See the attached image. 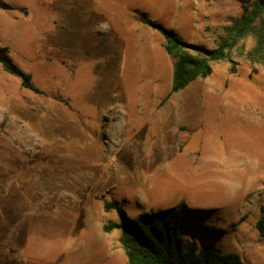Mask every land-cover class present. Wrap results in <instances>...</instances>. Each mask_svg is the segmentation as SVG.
Listing matches in <instances>:
<instances>
[{
	"label": "rangeland",
	"instance_id": "obj_1",
	"mask_svg": "<svg viewBox=\"0 0 264 264\" xmlns=\"http://www.w3.org/2000/svg\"><path fill=\"white\" fill-rule=\"evenodd\" d=\"M253 1L0 0V47L40 89L0 64V264H128L120 230L104 229L119 219L107 201L134 222L182 205L185 246L264 264V65L248 60L253 37L179 90L173 115L170 69L146 73L167 54L164 38L141 19L213 47Z\"/></svg>",
	"mask_w": 264,
	"mask_h": 264
},
{
	"label": "trees",
	"instance_id": "obj_2",
	"mask_svg": "<svg viewBox=\"0 0 264 264\" xmlns=\"http://www.w3.org/2000/svg\"><path fill=\"white\" fill-rule=\"evenodd\" d=\"M13 8L14 6L4 5ZM144 23L161 33L163 47L173 61L172 86L164 100L173 93L185 88L198 77L208 76L214 61L229 60L232 49L247 36L254 39L253 46L247 52L251 63L264 65V0H254L245 7L242 14L234 17L223 26L216 44L208 47L204 43L184 40L175 30L158 23L142 14ZM7 46L0 47L2 68L21 78V85L35 92L40 89L32 82L31 74L24 72L8 56ZM232 63L230 70L235 71ZM106 209H116L119 219L104 225L106 231L120 230L119 240L125 250L128 264H244L237 252H219L211 247L185 246L180 232L184 208L182 205L154 212H143L137 221H132L115 201L104 203ZM260 235L264 236V215L256 221Z\"/></svg>",
	"mask_w": 264,
	"mask_h": 264
},
{
	"label": "crops",
	"instance_id": "obj_3",
	"mask_svg": "<svg viewBox=\"0 0 264 264\" xmlns=\"http://www.w3.org/2000/svg\"><path fill=\"white\" fill-rule=\"evenodd\" d=\"M138 63L141 65V66H144L145 63L147 62V58L145 56H143L142 54H140L138 56ZM166 64V65H165ZM165 66L166 68L170 69V80H172V75H173V61H172V58L170 57V55L167 53L165 55H162L160 57H155V63H153V67H152V70L151 71H148L146 73L148 74H152L154 76H158V75H161L163 72H164V69H165ZM171 86H172V82H171ZM170 87V82L168 83V91H170L171 87ZM157 94L160 96V95H163L162 93L164 92H161L159 89H157ZM175 95H177V92L173 93V96L170 98V102H172V112H173V115H179V112L176 111V103H177V97H175ZM169 109V105L166 107ZM167 110V109H166ZM160 114L162 115V117L165 116V110H162V112H160ZM163 121V120H162ZM164 123V121H163Z\"/></svg>",
	"mask_w": 264,
	"mask_h": 264
},
{
	"label": "bare ground",
	"instance_id": "obj_4",
	"mask_svg": "<svg viewBox=\"0 0 264 264\" xmlns=\"http://www.w3.org/2000/svg\"><path fill=\"white\" fill-rule=\"evenodd\" d=\"M242 176V175H241Z\"/></svg>",
	"mask_w": 264,
	"mask_h": 264
}]
</instances>
